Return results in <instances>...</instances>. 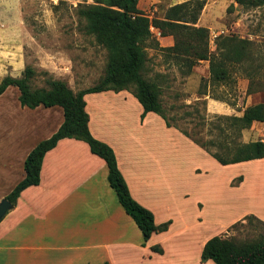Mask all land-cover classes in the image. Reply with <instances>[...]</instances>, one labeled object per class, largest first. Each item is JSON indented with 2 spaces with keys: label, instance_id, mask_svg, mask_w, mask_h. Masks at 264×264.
<instances>
[{
  "label": "rangeland",
  "instance_id": "374dc122",
  "mask_svg": "<svg viewBox=\"0 0 264 264\" xmlns=\"http://www.w3.org/2000/svg\"><path fill=\"white\" fill-rule=\"evenodd\" d=\"M91 3L94 0H0V73L9 75L11 70L28 66L34 70L32 88L48 87L51 78L66 83L72 79L76 89L97 84L104 75L108 53L95 36L84 31V20L78 14L80 5ZM137 6L150 19L182 17L186 24L207 28L211 52H215L219 35L251 41L250 58L227 67L226 83L211 84L208 60L174 56L165 50L174 44L173 34L161 35L150 26L155 42L146 47L142 73L158 86L171 124L164 131L154 126L160 139L155 152L164 171L160 182L172 188L162 191L166 197L162 203L168 211L182 210L190 218L188 233L196 238L183 259L193 264L199 257L196 245L200 236L206 241L213 236L251 241L264 235V158L223 165L209 153H223L233 142L264 141V122H242L238 135L225 118L242 116L247 107L264 101V3L138 0ZM193 17L195 24L189 22ZM164 37L170 39V45ZM124 90L131 92L132 88ZM127 114L129 125L137 126L135 107L130 106ZM199 209L203 224L194 226ZM247 215L252 217L242 220ZM170 241L162 245L168 251L162 264H175L180 258L170 252Z\"/></svg>",
  "mask_w": 264,
  "mask_h": 264
},
{
  "label": "crops",
  "instance_id": "0c3cea01",
  "mask_svg": "<svg viewBox=\"0 0 264 264\" xmlns=\"http://www.w3.org/2000/svg\"><path fill=\"white\" fill-rule=\"evenodd\" d=\"M164 41L171 44L168 37ZM21 70H11L9 75L20 77ZM4 76L0 73V80ZM71 80L68 86L74 92L81 90ZM19 94L10 85L0 95V200L24 178L28 153L63 122L61 106L29 108L20 104ZM84 100L89 130L112 147L133 199L153 213L155 224L171 223L144 242L108 183L105 161L86 142L63 138L46 152L39 184L22 190L0 220V264H162L168 255L162 245L168 240L170 252L180 257L175 264H188L183 256L190 253L196 235L188 233L192 224L182 210L163 207L162 191L172 188L160 182L164 171L155 152L160 139L154 126L162 131L171 127H165L154 112L140 120L142 106L128 90L86 93ZM130 106L135 107L137 126L128 123ZM201 215L199 209L194 226L203 224ZM197 240L199 257L193 264H203L200 255L206 240L201 236ZM153 245H160L163 252L152 251Z\"/></svg>",
  "mask_w": 264,
  "mask_h": 264
},
{
  "label": "trees",
  "instance_id": "16d2710c",
  "mask_svg": "<svg viewBox=\"0 0 264 264\" xmlns=\"http://www.w3.org/2000/svg\"><path fill=\"white\" fill-rule=\"evenodd\" d=\"M234 1L242 5L250 1L264 3V0ZM137 3L138 0H94V3L80 5L78 8V14L84 20V31L95 36L108 53L104 75L97 84L74 92L64 80L51 78L47 80L48 87L32 88L30 80L34 70L26 66L20 77L6 75L0 80V95L8 86L14 85L19 90L18 99L22 106L34 108L38 105H59L63 109L62 124L50 137L40 141L28 153L24 160V178L4 198L15 205L22 190L39 184L43 158L60 139L82 140L87 143L93 154L105 161L109 185L115 191L123 209L141 230L146 242L153 233L166 231L170 220L155 224L153 213L133 199L118 168L112 147L96 139L89 130V115L85 110L84 95L132 88V94L143 109L140 120H143L148 112H154L160 115L169 127L171 124L166 117L158 86L147 80L142 73L147 61L146 47L155 40L150 26L158 29L161 35L173 34L174 44L165 47V50L174 56L185 54L197 60H208L211 84L226 83L229 78L227 67L250 58L251 41L232 34L219 35L215 52H211L207 28L186 24L188 21L181 19L182 17L150 19L139 10ZM201 8L200 5L199 9ZM189 22L195 24L196 18H191ZM225 118L240 135L242 122H264V101L247 107L242 116L232 115ZM209 153L223 165L261 159L264 158V141L233 142L225 146L223 153ZM249 217L252 216L247 215L242 220ZM242 220L238 222L242 224ZM151 250L163 252L160 245L151 246ZM200 260H212L214 264H264V235L251 241L213 236L205 242Z\"/></svg>",
  "mask_w": 264,
  "mask_h": 264
},
{
  "label": "water",
  "instance_id": "95a60500",
  "mask_svg": "<svg viewBox=\"0 0 264 264\" xmlns=\"http://www.w3.org/2000/svg\"><path fill=\"white\" fill-rule=\"evenodd\" d=\"M13 204L6 198L0 200V220L5 216V214L13 208Z\"/></svg>",
  "mask_w": 264,
  "mask_h": 264
},
{
  "label": "built area",
  "instance_id": "2783aa9c",
  "mask_svg": "<svg viewBox=\"0 0 264 264\" xmlns=\"http://www.w3.org/2000/svg\"><path fill=\"white\" fill-rule=\"evenodd\" d=\"M156 32H157V33H159V31H158V30H156Z\"/></svg>",
  "mask_w": 264,
  "mask_h": 264
}]
</instances>
